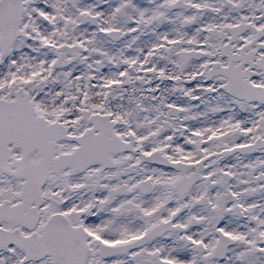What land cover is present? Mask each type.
Returning a JSON list of instances; mask_svg holds the SVG:
<instances>
[{
	"label": "snow or ice",
	"instance_id": "1",
	"mask_svg": "<svg viewBox=\"0 0 264 264\" xmlns=\"http://www.w3.org/2000/svg\"><path fill=\"white\" fill-rule=\"evenodd\" d=\"M0 264H264V0H0Z\"/></svg>",
	"mask_w": 264,
	"mask_h": 264
}]
</instances>
